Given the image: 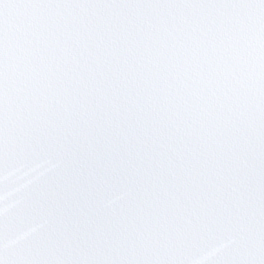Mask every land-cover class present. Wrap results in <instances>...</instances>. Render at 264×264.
Masks as SVG:
<instances>
[{"label":"snow or ice","instance_id":"6c2138e0","mask_svg":"<svg viewBox=\"0 0 264 264\" xmlns=\"http://www.w3.org/2000/svg\"><path fill=\"white\" fill-rule=\"evenodd\" d=\"M0 264H264V0H0Z\"/></svg>","mask_w":264,"mask_h":264}]
</instances>
